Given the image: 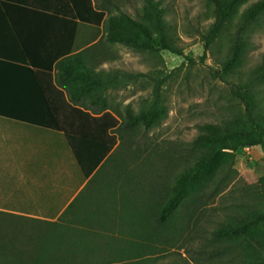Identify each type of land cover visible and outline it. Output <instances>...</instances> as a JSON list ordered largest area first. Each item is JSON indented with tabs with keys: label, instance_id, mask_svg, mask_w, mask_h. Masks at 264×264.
<instances>
[{
	"label": "trees",
	"instance_id": "obj_1",
	"mask_svg": "<svg viewBox=\"0 0 264 264\" xmlns=\"http://www.w3.org/2000/svg\"><path fill=\"white\" fill-rule=\"evenodd\" d=\"M45 1L51 3V9L57 7L59 12H65V16L75 21L78 19L96 27L104 21L106 38L102 41L106 40L107 44H121L137 52L169 51L184 55L169 36L164 10L158 0H145L142 12L136 16L123 12L119 6L115 11L111 7L100 10L93 0H38L41 5ZM209 1L215 6V22L206 36L207 47L214 43L243 0ZM8 3L12 5L10 0H0L2 23L6 19L3 9ZM263 12L264 0H261L243 13L235 44L224 64L225 70L238 63L243 48L241 34ZM3 28L0 23V116L63 132L86 178L100 168L97 179L104 185L106 193L102 195L97 220L103 223L100 227L106 233L97 234V239L92 241L86 235L77 234L80 229L67 220L68 210L57 222L31 220L0 212V226L10 221L9 227L22 225L19 230L14 228V233L34 235V238L28 235L27 247L23 244L16 255H10L8 263L0 254V264H125L127 261L135 264V259L142 258L152 249L142 242L159 241L169 233L170 220L177 216L187 188L197 177L205 175L222 153L254 146H260L264 152V112L257 106L259 102L255 92L256 83L264 80L262 65L243 90H234L235 96L244 103L245 112L222 124L202 127L203 132L195 141L200 147V155L185 166L168 194L162 196L155 189V185L161 184L160 176H157L159 180H152L154 174L145 166L148 160L142 168H130L129 160L134 151L130 147L131 140L124 135L134 132L139 126L151 129L167 118L168 108L161 101L163 80L157 79L152 100L146 106L138 112L131 106L126 107L124 121L121 120L117 109H108V96L104 95L117 81L119 72L96 70L102 65L107 51H104L106 45L103 49L95 45L59 63V82L68 90L69 98H65L53 84L57 95L49 98L44 82L37 74L39 69H46L48 72L44 73L51 75L54 61L61 56H51L48 59L50 63L46 65L32 60V56L18 46L11 53L2 54ZM82 57H88L89 61H82ZM7 65L12 67L11 76L6 70ZM13 75L20 76V82L14 81ZM18 82L19 91L15 85ZM11 87L13 91H10ZM38 93L41 95L37 96ZM20 95L34 102L35 112L40 105L39 111L27 114L6 110L10 107L7 101L12 98L21 101ZM223 181L222 178L215 181L216 187L210 194L217 193ZM149 192H153L152 201ZM231 194L234 202L226 217L207 237L201 254L206 253L208 257L201 263H210L212 257L228 256L226 262L219 263L264 264V185L259 188L246 183L237 184ZM190 203L187 211L193 216L197 206L195 200ZM88 219L85 216L81 220ZM28 225L33 227L29 229ZM12 239L20 240L17 234ZM6 240L3 244L12 243L11 238Z\"/></svg>",
	"mask_w": 264,
	"mask_h": 264
},
{
	"label": "rangeland",
	"instance_id": "obj_2",
	"mask_svg": "<svg viewBox=\"0 0 264 264\" xmlns=\"http://www.w3.org/2000/svg\"><path fill=\"white\" fill-rule=\"evenodd\" d=\"M158 1L164 10L169 36L184 55L178 56L169 51L137 52L121 44H107L106 40L102 41L106 38L104 30L100 42L106 45L105 63L96 70L119 72L117 81L107 91L108 109H117L123 121L126 107L131 106L138 112L152 100L157 79L163 80L161 101L168 108L167 118L148 130L139 126L134 132L125 134L124 138L131 140L130 147L134 151L129 160L130 168H142L148 160L145 166L152 170V180L161 181L155 189L164 196L175 183L176 176L187 164L194 162L195 156L200 155V147L195 141L203 132L202 127L222 124L245 112V105L235 96L234 90H243L254 79L255 71L264 65V12L242 32L240 59L231 69L225 70L224 64L235 44L243 13L261 0L241 1L209 47L206 46V36L215 22L212 2ZM144 5L145 0H122V11L136 16L142 12ZM255 92L259 102L257 106L264 112V80L256 83ZM58 163L61 166L58 164L54 179L58 186H62L64 177L61 172L66 171V164L63 161ZM75 171V168H67L66 171L70 176L73 173L69 179L74 181L78 180ZM221 178L224 181L218 192L210 194L216 187L214 182ZM244 183L259 188L264 185V152L260 146L222 153L208 172L197 177L187 188L177 216L170 220L169 225L172 226L169 233L160 237L159 241L142 242V245L147 244L152 249L142 258L135 259V264H206L201 263L208 257L206 253L201 254L206 239L217 223L226 217L234 202L231 190ZM63 189L59 187V190ZM152 193L149 192L151 201ZM191 200H195L197 206L193 216L187 211ZM36 205L40 207L42 204L36 201ZM9 222L0 226V254L7 263L11 261L10 255H16L23 244L27 247L30 237L34 238L31 233H14L13 229L19 230L22 225L9 227ZM30 227L33 226H27ZM16 234L20 240L12 239ZM7 238H11L12 243L3 244ZM227 257H212L207 264L226 262ZM125 264L133 263L127 261Z\"/></svg>",
	"mask_w": 264,
	"mask_h": 264
},
{
	"label": "crops",
	"instance_id": "obj_3",
	"mask_svg": "<svg viewBox=\"0 0 264 264\" xmlns=\"http://www.w3.org/2000/svg\"><path fill=\"white\" fill-rule=\"evenodd\" d=\"M10 1L12 5L8 3L3 9L6 19L0 22L4 26L2 54L20 47L32 56V60L46 65L50 63L48 59L51 56H61L54 61L51 75L44 73L48 72L46 69H39L37 76L44 82L46 96L56 97L57 88L65 98H69L68 90L59 82V63L95 45L103 49L105 42L100 40L104 36V21L96 27L65 16V12H59L57 7L51 9L50 2L45 1L41 5L38 0ZM93 1L100 10L111 7L115 11L117 6L122 9V0ZM82 61L87 63L89 59L82 57ZM6 70L8 75L13 74L11 66L7 65ZM14 81L20 82V76L15 75ZM19 82L15 84L17 91ZM13 90L11 87L10 91ZM3 95L5 97L6 93ZM20 96L21 101L19 98L9 99L10 107L6 110L27 114L39 111V104L35 112L34 102ZM58 161L66 164V171L67 168H75L78 180L69 179L73 173L70 176L64 170L61 172L64 181L62 186H58L54 179ZM99 172L100 168L90 177L84 176L63 132L0 116V212L31 220L57 222L68 210L67 220L80 229L77 234L88 236L89 241L96 240L97 234L106 233L100 227L103 223L97 220L102 195L106 193L104 185L97 179ZM59 187L64 189L59 190ZM36 201L42 205L38 207ZM85 216L89 217L88 221L81 220Z\"/></svg>",
	"mask_w": 264,
	"mask_h": 264
}]
</instances>
